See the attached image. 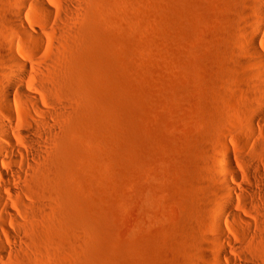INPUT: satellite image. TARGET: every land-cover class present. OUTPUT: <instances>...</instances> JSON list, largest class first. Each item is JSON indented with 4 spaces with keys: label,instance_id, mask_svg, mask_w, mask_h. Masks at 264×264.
Listing matches in <instances>:
<instances>
[{
    "label": "rangeland",
    "instance_id": "obj_1",
    "mask_svg": "<svg viewBox=\"0 0 264 264\" xmlns=\"http://www.w3.org/2000/svg\"><path fill=\"white\" fill-rule=\"evenodd\" d=\"M22 7L0 0V23L19 13L16 25L56 38L46 50L67 75L56 96L76 102L48 177L68 229H57L47 264H205L214 234L198 224L219 206L211 167L223 150L233 209L257 225L248 238L224 227L221 257L244 249L264 264V192L247 191L264 190L253 153L264 136L255 125L244 137L251 81L235 54L244 0H85L60 31Z\"/></svg>",
    "mask_w": 264,
    "mask_h": 264
},
{
    "label": "bare ground",
    "instance_id": "obj_2",
    "mask_svg": "<svg viewBox=\"0 0 264 264\" xmlns=\"http://www.w3.org/2000/svg\"><path fill=\"white\" fill-rule=\"evenodd\" d=\"M15 1L20 7L30 8L32 4L45 26L60 31L58 23L67 25L80 14L85 0ZM244 4L242 20L237 26L240 49L235 54L243 59V69L251 81L249 111L242 128L244 137L249 138L255 125L264 136V0H244ZM19 16L15 13L14 20L7 18L0 23V264H47L57 229L65 227V232L68 229L62 224L61 203L47 197L48 177L58 163L76 102L66 103L56 96L54 84L67 80V75L58 70V56L46 50L47 46L57 43L56 38L31 24L16 25L15 19ZM20 29L23 35L19 41L27 48L23 55L13 49ZM63 29L65 32L69 27ZM44 56L46 62L42 61ZM263 146L264 141H258L253 153L264 166ZM230 170L228 152L223 150L211 167L218 180L215 190L219 206L211 213L210 224H198L199 231L206 236L214 234L212 251L201 252L203 261L205 264H258L244 249L221 257L223 242H230L224 227L237 233L239 238H248L257 225L233 209ZM254 171L260 172L256 162ZM247 191L264 192L262 186L256 191L252 188ZM223 216L228 221L246 224H223Z\"/></svg>",
    "mask_w": 264,
    "mask_h": 264
}]
</instances>
